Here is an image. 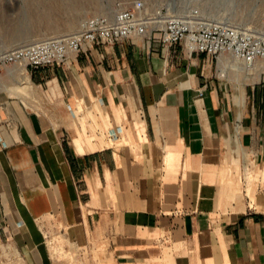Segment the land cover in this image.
<instances>
[{"label":"crops","instance_id":"0c3cea01","mask_svg":"<svg viewBox=\"0 0 264 264\" xmlns=\"http://www.w3.org/2000/svg\"><path fill=\"white\" fill-rule=\"evenodd\" d=\"M156 39L34 72L43 110L11 102L0 264H264V66Z\"/></svg>","mask_w":264,"mask_h":264},{"label":"rangeland","instance_id":"374dc122","mask_svg":"<svg viewBox=\"0 0 264 264\" xmlns=\"http://www.w3.org/2000/svg\"><path fill=\"white\" fill-rule=\"evenodd\" d=\"M135 1H143L152 18L188 16L199 9L207 23L264 37V0H0V49L71 35L86 18L112 16ZM36 71L11 65L0 72V127L10 122L5 114L13 101H22L27 111L45 107L48 94L35 84Z\"/></svg>","mask_w":264,"mask_h":264},{"label":"built area","instance_id":"2783aa9c","mask_svg":"<svg viewBox=\"0 0 264 264\" xmlns=\"http://www.w3.org/2000/svg\"><path fill=\"white\" fill-rule=\"evenodd\" d=\"M135 39H156L166 48L183 46L190 56L205 54L236 72L264 66V37L238 27L207 23L199 9L188 16L152 18L144 2L135 1L112 16L86 18L71 35L8 51L0 49V72L11 65H25L32 70L61 67L70 56L95 46Z\"/></svg>","mask_w":264,"mask_h":264}]
</instances>
